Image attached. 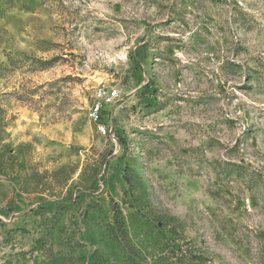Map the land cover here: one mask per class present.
<instances>
[{"label":"rangeland","instance_id":"rangeland-1","mask_svg":"<svg viewBox=\"0 0 264 264\" xmlns=\"http://www.w3.org/2000/svg\"><path fill=\"white\" fill-rule=\"evenodd\" d=\"M0 264H264V0H0Z\"/></svg>","mask_w":264,"mask_h":264},{"label":"built area","instance_id":"built-area-1","mask_svg":"<svg viewBox=\"0 0 264 264\" xmlns=\"http://www.w3.org/2000/svg\"><path fill=\"white\" fill-rule=\"evenodd\" d=\"M94 100L90 109V118L95 122H100L105 110L112 107L120 98V92L112 88H99L94 93ZM99 130L103 134L107 133V128L103 124L99 125Z\"/></svg>","mask_w":264,"mask_h":264}]
</instances>
